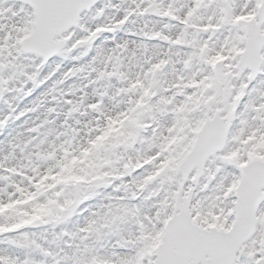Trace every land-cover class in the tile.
I'll use <instances>...</instances> for the list:
<instances>
[{"label":"snow or ice","instance_id":"obj_1","mask_svg":"<svg viewBox=\"0 0 264 264\" xmlns=\"http://www.w3.org/2000/svg\"><path fill=\"white\" fill-rule=\"evenodd\" d=\"M0 264H264V0H0Z\"/></svg>","mask_w":264,"mask_h":264},{"label":"rangeland","instance_id":"obj_2","mask_svg":"<svg viewBox=\"0 0 264 264\" xmlns=\"http://www.w3.org/2000/svg\"><path fill=\"white\" fill-rule=\"evenodd\" d=\"M71 83V82H70ZM63 107V105L61 104V105H58V108H62Z\"/></svg>","mask_w":264,"mask_h":264}]
</instances>
